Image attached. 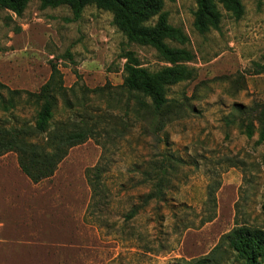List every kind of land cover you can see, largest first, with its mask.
<instances>
[{"label":"rangeland","instance_id":"1","mask_svg":"<svg viewBox=\"0 0 264 264\" xmlns=\"http://www.w3.org/2000/svg\"><path fill=\"white\" fill-rule=\"evenodd\" d=\"M241 2L240 18L219 6V27L201 34L194 0H164L168 22L188 38L173 45L193 59L191 77L167 93L181 111L161 130L122 87V54L133 51L149 70L166 63L129 42L111 12L88 5L74 18L40 0L20 15L0 10V83L19 92L0 122L8 127L15 115L33 124L28 92L55 65L62 90L53 119L79 121L86 110L98 132L38 183L14 152L0 155V264H241L220 237L235 222L264 227V141L226 121L238 116L235 104L264 106V73H255L264 65V0ZM102 155L104 185L92 198L85 170Z\"/></svg>","mask_w":264,"mask_h":264},{"label":"trees","instance_id":"2","mask_svg":"<svg viewBox=\"0 0 264 264\" xmlns=\"http://www.w3.org/2000/svg\"><path fill=\"white\" fill-rule=\"evenodd\" d=\"M194 1V27L201 34L219 27L223 15L220 7L234 18H240L244 12L241 0ZM27 2L28 0H0V10L8 9L20 15ZM40 3L42 7L65 5L74 18H78L88 5L111 12L114 25L129 42L153 47L159 58L166 63L156 70H149L140 64L133 51L123 52L125 62L122 87L136 100L138 107L147 112L158 130L179 114L181 108H178L177 102L167 97V93L170 86L191 77L192 69L186 63L193 59V54L185 46L173 45H184L188 38L180 28L168 22L167 13L163 10L164 0H40ZM255 73H264V65H258ZM0 87L11 94L8 100L0 94V110L7 112L15 107L12 97L19 92L10 90L1 83ZM61 90V78L53 65L48 81L41 86L39 92H28L37 105L33 124L19 121L15 115L10 118L16 122L8 127L0 122V155L14 152L20 170L33 183L51 177L71 147L98 133L95 122L89 123L92 116L86 110L79 121L76 118L69 121L53 119L57 104L54 92ZM234 106L239 112L238 116H232L226 123L234 124L247 137L257 133V143L264 141V106L256 103L250 107L242 104ZM101 120L103 119L99 116L97 124H101ZM102 159L103 155L96 164L85 170L92 198L99 194L104 185L106 166ZM214 191L215 187H208L207 195L211 202L214 201ZM151 197L152 195L147 194L146 200ZM261 209L264 213V201ZM133 213L127 217H131ZM212 218V215L207 216L204 221ZM222 240L241 264L264 262V227L235 222L229 231L222 234L220 241Z\"/></svg>","mask_w":264,"mask_h":264},{"label":"crops","instance_id":"3","mask_svg":"<svg viewBox=\"0 0 264 264\" xmlns=\"http://www.w3.org/2000/svg\"><path fill=\"white\" fill-rule=\"evenodd\" d=\"M7 238H9V237H7ZM10 238H12V237H10Z\"/></svg>","mask_w":264,"mask_h":264}]
</instances>
